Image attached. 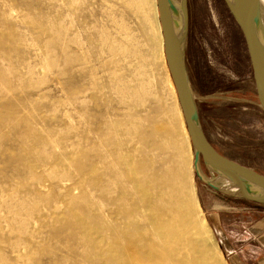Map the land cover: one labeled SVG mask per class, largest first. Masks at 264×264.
<instances>
[{
    "label": "bare ground",
    "instance_id": "bare-ground-1",
    "mask_svg": "<svg viewBox=\"0 0 264 264\" xmlns=\"http://www.w3.org/2000/svg\"><path fill=\"white\" fill-rule=\"evenodd\" d=\"M94 1H67L70 17L82 13L74 28L64 26L59 14L52 21L31 22L37 35L47 33L48 46H74L69 56L88 86L77 90L72 111L86 115L79 121L86 133L66 138L61 131L42 132L35 121L18 118L15 111L0 112L1 127L24 125L18 142L33 157L22 162L21 177L0 195V211H8L13 233L6 236L0 228V264H228L220 248L228 247L227 240L216 217L217 240L207 221L198 219L203 210L174 83L167 73L174 94L170 100L163 81L155 77L156 49L163 48L157 1L116 0L123 12L137 19L139 35L122 13L115 14L114 3L99 0L95 12ZM234 4L247 20L254 54L264 59V0ZM21 7L22 0H0V19L18 16ZM10 41L0 39V80L22 83L34 74L33 66L29 57H13L7 51ZM256 69L264 99V67ZM88 89L105 90L91 113L86 111ZM67 115L70 118V112ZM57 149L60 153L54 157ZM83 156L87 167L78 166L79 183L68 187V179L57 176L69 177L64 162L79 163ZM84 183L89 195L76 194ZM58 186L66 188L64 198L75 211L54 214L57 205L49 193ZM219 187L264 202L262 196L224 180ZM41 203L48 204L45 214Z\"/></svg>",
    "mask_w": 264,
    "mask_h": 264
},
{
    "label": "rangeland",
    "instance_id": "rangeland-1",
    "mask_svg": "<svg viewBox=\"0 0 264 264\" xmlns=\"http://www.w3.org/2000/svg\"><path fill=\"white\" fill-rule=\"evenodd\" d=\"M67 1L22 0L21 13L18 16L0 19V39H11L7 51L13 57H29L34 71V74L22 83L13 79L0 80V112L15 111L18 118L35 121L42 132L43 129L61 131L63 137L69 138L76 132L86 133L79 123L86 115L79 116L72 110L76 107L74 100L77 90L82 85L88 86V80L81 73L77 61L69 56L74 53V46L71 45L68 49L48 46L47 33L37 35L31 23L36 18L52 21L59 14L64 26L74 28L75 24H79L82 13L72 14L70 17ZM109 1L116 5L115 14L122 13L130 29L139 35L137 19L129 12H123L116 0ZM98 3L99 0L94 1L95 12L99 11ZM185 10L186 58L191 77L200 104L207 103L212 106L211 113L203 115L208 136L216 145L264 157V111L259 105L253 68L239 26L223 0H185ZM78 35L81 36V32ZM88 53L92 54L91 51ZM162 54L164 48L156 49L155 77L158 83L159 80L163 81L169 99L172 100L174 94L167 84V73L170 72ZM237 82V86L223 89L225 85ZM104 93V89H88L85 92L84 95L90 99L87 113L97 110L95 100L102 98ZM23 128L21 123L15 126H0V195H6L12 182L21 177L22 162L33 158L27 156L20 148L18 133ZM58 150L53 153L54 157L60 153ZM189 152L192 154L190 163L196 195L203 210L198 219L207 221L217 240L214 221L211 222L208 215V205H212L214 213V206L225 202L222 199L227 197L225 199L228 200V197H232V200H238V197L218 192L217 189L220 188L198 172L192 147H189ZM87 164L86 156L75 164L69 159L64 162L65 170L70 173L69 177H57L68 179V187H74L82 175L78 166L87 167ZM49 175H44L47 184L52 182ZM65 191L66 188L58 186L49 193L51 201L57 205L55 215L75 211L65 200ZM75 193L89 195L90 188L84 183ZM205 205L207 207H204ZM47 206V203L40 204L41 214H45ZM0 214V228L6 236H13L8 211L2 209ZM220 248L222 250V247ZM9 256L15 259V255Z\"/></svg>",
    "mask_w": 264,
    "mask_h": 264
},
{
    "label": "water",
    "instance_id": "water-1",
    "mask_svg": "<svg viewBox=\"0 0 264 264\" xmlns=\"http://www.w3.org/2000/svg\"><path fill=\"white\" fill-rule=\"evenodd\" d=\"M156 1L163 36L164 55L178 96L198 172H203L201 175L218 187L224 180L229 184L238 185L246 192L264 198V157L216 145L208 139L204 131L198 110V96L186 58L187 26L183 0ZM223 1L243 34L253 68L259 105L264 111V99L260 95V81L256 69L257 66L264 67V59L254 54L247 20L237 9L234 0ZM205 173L210 174V176L205 175ZM217 191L264 204V202L254 198L231 193L223 188L217 189Z\"/></svg>",
    "mask_w": 264,
    "mask_h": 264
},
{
    "label": "crops",
    "instance_id": "crops-1",
    "mask_svg": "<svg viewBox=\"0 0 264 264\" xmlns=\"http://www.w3.org/2000/svg\"><path fill=\"white\" fill-rule=\"evenodd\" d=\"M225 198L223 204L214 206V213L208 205V215L211 222L212 216L216 217L226 237L228 247L221 246L227 263L264 264V204L242 197Z\"/></svg>",
    "mask_w": 264,
    "mask_h": 264
},
{
    "label": "flooded vegetation",
    "instance_id": "flooded-vegetation-1",
    "mask_svg": "<svg viewBox=\"0 0 264 264\" xmlns=\"http://www.w3.org/2000/svg\"><path fill=\"white\" fill-rule=\"evenodd\" d=\"M237 84H239V82H237V83H230V84H228V85H225V86L223 87V89L229 88V87H231L232 85H236V86H237ZM241 87H242V86H241ZM244 87H245V85H244L242 88H244ZM194 88H195V91H196V93H197V89H196L195 86H194ZM197 104H198V110H199V115H200V120H201L202 126H203V128H204V131H205V133H206L208 139L211 141V139H210V137L208 136V133H207L205 127H204L203 115H207V114L211 113V111H212V106H210V105L207 104V103L200 104V101H198ZM211 142H212V141H211Z\"/></svg>",
    "mask_w": 264,
    "mask_h": 264
},
{
    "label": "trees",
    "instance_id": "trees-1",
    "mask_svg": "<svg viewBox=\"0 0 264 264\" xmlns=\"http://www.w3.org/2000/svg\"><path fill=\"white\" fill-rule=\"evenodd\" d=\"M222 196V195H221ZM229 199H233L232 197H228Z\"/></svg>",
    "mask_w": 264,
    "mask_h": 264
}]
</instances>
